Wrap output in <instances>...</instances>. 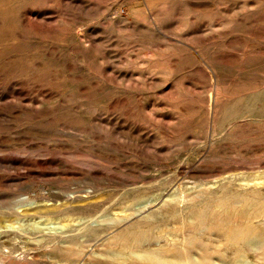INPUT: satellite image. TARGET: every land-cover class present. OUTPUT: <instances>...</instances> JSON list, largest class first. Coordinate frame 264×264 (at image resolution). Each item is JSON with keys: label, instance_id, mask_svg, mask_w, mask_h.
<instances>
[{"label": "rangeland", "instance_id": "rangeland-1", "mask_svg": "<svg viewBox=\"0 0 264 264\" xmlns=\"http://www.w3.org/2000/svg\"><path fill=\"white\" fill-rule=\"evenodd\" d=\"M233 177L264 212V0H0V264H93L155 194Z\"/></svg>", "mask_w": 264, "mask_h": 264}, {"label": "bare ground", "instance_id": "bare-ground-1", "mask_svg": "<svg viewBox=\"0 0 264 264\" xmlns=\"http://www.w3.org/2000/svg\"><path fill=\"white\" fill-rule=\"evenodd\" d=\"M212 182L216 185V181ZM226 182L221 187H206L198 193L181 187L167 194H155L144 205L159 206L114 235H107L97 248L101 249L100 255L93 264H264V212L236 208L231 201L240 194L237 189H229V183L234 188H246L245 184L241 185L234 177ZM207 183L210 182H200L202 186ZM253 192L256 194L253 197L264 201V191L254 188ZM3 209L6 213L27 212L12 204ZM41 211H36L39 217L53 212L52 209ZM77 229L80 238L86 234L97 238L107 230L89 221H84ZM83 249L84 243L78 241L66 253L51 250L46 255L59 263L71 258L67 264H86V255L95 250L85 252Z\"/></svg>", "mask_w": 264, "mask_h": 264}]
</instances>
